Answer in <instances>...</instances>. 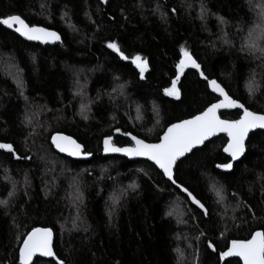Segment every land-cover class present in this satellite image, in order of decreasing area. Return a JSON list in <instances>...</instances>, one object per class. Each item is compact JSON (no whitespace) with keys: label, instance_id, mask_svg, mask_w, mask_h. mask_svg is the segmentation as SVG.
<instances>
[{"label":"trees","instance_id":"obj_1","mask_svg":"<svg viewBox=\"0 0 264 264\" xmlns=\"http://www.w3.org/2000/svg\"><path fill=\"white\" fill-rule=\"evenodd\" d=\"M259 4L0 0V16L19 14L61 34L46 45L0 24V63L14 70L0 66V143L13 145L0 150V201H6L0 204V264H21L23 238L36 227L54 231L58 260L33 264H242L222 261L219 253L231 240L264 231V131L249 136L247 153L231 172L217 168L230 161L225 136L177 164L176 183L207 215L149 161L103 156L102 141L120 129L158 142L169 125L218 100L200 72L189 69L179 73L180 96L165 93L182 49L209 80L264 114V56L245 47L248 33L264 26ZM113 41L128 60L108 47ZM258 43L264 46V39ZM137 54L147 60L143 77L131 60ZM241 113L221 116L234 120ZM56 133L74 137L92 159L60 155L52 143ZM114 138L119 146L131 144ZM174 207L182 209L180 218Z\"/></svg>","mask_w":264,"mask_h":264},{"label":"snow or ice","instance_id":"obj_2","mask_svg":"<svg viewBox=\"0 0 264 264\" xmlns=\"http://www.w3.org/2000/svg\"><path fill=\"white\" fill-rule=\"evenodd\" d=\"M203 11L205 10L202 8ZM221 20L223 21L222 17ZM0 24L8 28H13L15 32L20 33L29 40L47 41L50 39H60L56 32L35 24L30 25L19 14L0 16ZM257 27L260 28V32L256 37L252 36V32L249 33V49L251 51L258 50L264 56V46L258 43L259 40L264 39V26L257 25ZM108 47L119 53L124 60L129 59V56L121 51L120 46L116 42H109ZM182 51L184 58L176 66L178 74L172 80L171 86L164 89L168 96L177 98L180 96V90L177 88V82L180 78L179 73H182L185 67L189 65L197 70L201 68V65L186 50L182 49ZM131 60L140 70V76L143 77L147 69V60L143 59L139 54L132 56ZM200 75L204 77L213 91L218 92L223 99L210 104L204 111L192 116L190 119L180 120L178 123L171 124L157 143H148L144 139L132 136L134 144L128 147H117L112 142L113 138L107 136L103 141L104 152L125 153L128 156L147 157L163 171V175L173 184L177 182L174 179V166L177 164L178 159L186 153L191 152L194 146L203 144L207 138L217 132L227 133L229 137L224 151L230 153L233 160L241 156L245 152V138L249 130L257 127L264 128V114L250 111L243 104L239 103L238 100L233 99L215 79L209 80L203 71H200ZM234 107L243 109V115L239 119H221L217 115L218 109ZM116 131H119V129H116ZM52 141L60 151L68 152L72 156L91 155L90 152L83 150L84 146L82 144L70 136H63L57 133V135L52 137ZM0 149L12 151L13 145L11 143H0ZM218 167L230 169L232 168V164H221ZM183 190L196 204L204 208V205L187 188ZM4 203L6 201H0V204ZM209 247H212L211 243ZM36 253H41L49 257L55 255L52 248V229L36 227L23 238L19 248L21 264H29ZM231 256L240 257L243 260V264H264V231H256L251 235L250 239H234L231 241V247L227 251L219 253L221 259ZM59 264H65V262L60 260Z\"/></svg>","mask_w":264,"mask_h":264},{"label":"water","instance_id":"obj_3","mask_svg":"<svg viewBox=\"0 0 264 264\" xmlns=\"http://www.w3.org/2000/svg\"><path fill=\"white\" fill-rule=\"evenodd\" d=\"M102 4H106V2H105V0H99ZM8 28V27H7ZM9 30H11V31H13V32H15L14 31V29L13 28H8ZM50 29V28H49ZM51 31H54V32H56L58 35H59V37H60V39L59 40H52V39H50V40H47V41H36V40H33V41H36V42H40V43H43V44H46V45H48V44H51V45H54V44H56V43H58L60 40H61V34L58 32V31H56V30H54V29H50ZM16 34H18L19 36H21V37H24V36H22L20 33H17V32H15ZM24 38H26V37H24ZM183 58H184V56H183ZM182 58V59H183ZM194 59V58H193ZM185 69H189V70H195V71H198V72H200L201 71V68L199 69V70H197V69H195V68H193L191 65H189V66H187V67H185ZM217 81V80H216ZM218 82V81H217ZM219 83V82H218ZM222 86V85H221ZM208 87H209V89H210V91L213 93V94H215L217 97H218V100H220V99H223V97L222 96H220V94L218 93V92H215V91H213V89L208 85ZM223 87V86H222ZM225 91L227 92V90L225 89ZM228 93V92H227ZM229 94V93H228ZM218 100L216 101V102H218ZM216 102H214V103H216ZM239 103H241V102H239ZM242 104V103H241ZM234 110H240L242 113H241V116L243 115V109H241V108H239V107H234V108H228V109H218L217 110V115L218 116H220L221 117V119H224L222 116H221V113L222 112H230V111H234ZM250 110V109H249ZM251 111V110H250ZM198 115V114H197ZM187 119H190V118H187ZM185 120V119H184ZM176 123H178V122H176ZM174 124V123H173ZM170 126V125H169ZM168 126V127H169ZM167 127V128H168ZM167 128H166V130H165V132L167 131ZM257 131H264V128H259V127H257V128H254V129H250L249 130V132H248V135L246 136V138H245V152L241 155V156H239L238 158H236L235 160H233L232 159V157H231V154L230 153H227V152H225L224 151V149H223V151H224V153L227 155V156H229L230 157V161L228 162V163H231L232 164V168H230V169H224V168H221V167H218L217 166V168L219 169V170H221V171H223V172H231L232 170H233V168H234V165H235V163H237V162H239V161H241L242 160V158L246 155V153H247V142H248V139H249V136L252 134V133H255V132H257ZM164 132V133H165ZM164 133L162 134V136L164 135ZM60 134V133H59ZM115 135H122V131L121 130H119V131H115V133H114ZM55 135H57V133L56 134H54L53 136H55ZM61 135H63V136H69V135H67V134H61ZM124 136L125 137H127L130 141H131V143L132 144H134V141H132V136H136V135H133V134H131V133H127V134H124ZM161 136V137H162ZM220 136H225L226 138H227V143H228V139H229V137L227 136V133H224V132H217V133H215L214 135H212L211 137H209V138H207L205 141H204V143L203 144H200V145H196V146H194L193 147V149H192V151L191 152H189V153H186L183 157H180L179 159H178V161H177V164L181 161V160H183L186 156H189V155H191L192 154V152L193 151H195L196 149H199V148H202L206 143H208L209 141H211V140H213V139H215V138H217V137H220ZM70 137H72V136H70ZM113 139H112V142H113V140H114V136H111ZM136 137H138V136H136ZM138 138H140V137H138ZM72 139H74V140H76L74 137H72ZM105 139V138H104ZM104 139H103V141H104ZM140 139H142V138H140ZM77 141V140H76ZM103 141H102V153H103V156H121V157H124V158H126V159H128L129 161H133V162H135V161H142V160H145V161H149L150 163H152L153 165H155V163L153 162V161H151V160H149L147 157H138V156H128L127 154H125V153H114V152H104V150H103V148H104V144H103ZM78 142V141H77ZM147 142V141H146ZM159 142V141H158ZM52 143H53V141H52ZM79 143V142H78ZM148 143H157V142H148ZM227 143H226V145H225V147L227 146ZM81 144V143H80ZM131 144V145H132ZM53 145H54V147H55V150L60 154V155H64V156H66V157H69V158H71V159H73V160H82V161H87V160H91L92 159V155H90V156H84V155H80V156H72V155H70L68 152H62V151H60V149L59 148H57L56 147V145L53 143ZM131 145H128V146H131ZM117 147H119L118 145H116ZM128 146H124V147H128ZM224 147V148H225ZM0 150H7V149H0ZM177 164L174 166V177H175V168H176V166H177ZM226 164V163H225ZM221 165V164H220ZM155 167L160 171V172H162L163 173V171L161 170V169H159V167L158 166H156L155 165ZM165 178L167 179V180H169L166 176H165ZM175 179V178H174ZM170 181V180H169ZM171 182V181H170ZM175 186H177L187 197H188V199H189V201H190V203L192 204V205H194L196 208H198L199 210H201L202 212H204V214L205 215H207V209L205 208V206H204V208H201L198 204H196L192 199H191V197H189L188 196V194L186 193V192H184V188L185 187H183V186H181V185H179V184H174ZM190 192V191H189ZM198 200V199H197ZM201 202V201H200ZM202 204V203H201ZM39 228H43V227H39ZM51 229V228H50ZM258 231H262V230H258ZM256 232V231H255ZM254 232V233H255ZM253 233V234H254ZM251 238V237H250ZM249 238V239H250ZM232 241V240H231ZM231 241H230V243H229V246H228V248L229 247H231ZM54 244H55V233H54V231L52 230V248H53V251H54V253H55V255L54 256H51V257H49V256H44V255H42L41 253H36L33 257H32V260L29 262V264H33V262L37 259V258H45V259H50V260H58L57 259V256H56V252H55V248H54ZM227 248V249H228ZM227 251V250H226ZM234 258H237V259H239L240 261H241V263L243 264V260L240 258V257H237V256H231V257H224L223 259H222V261H225V260H230V259H234Z\"/></svg>","mask_w":264,"mask_h":264},{"label":"rangeland","instance_id":"obj_4","mask_svg":"<svg viewBox=\"0 0 264 264\" xmlns=\"http://www.w3.org/2000/svg\"><path fill=\"white\" fill-rule=\"evenodd\" d=\"M260 1V4L257 6L258 7V14H259V18H260V21L263 22L264 21V0H259ZM259 24V23H257ZM250 32H252V35L255 34V36H257L260 32V28L258 27H254ZM249 32V33H250ZM248 33V35H249ZM249 42H250V37L247 41H245V47L247 49H249ZM0 66L3 68L2 71H5L6 73H11L12 71H14L12 68H9V63H0ZM10 67H11V64H10ZM83 108V106H82ZM82 108H81V111H82ZM84 110H85V107H84ZM159 123V121H157V124ZM182 212V209L181 208H176L174 207L172 210H171V213L176 215L178 218H180V214Z\"/></svg>","mask_w":264,"mask_h":264},{"label":"bare ground","instance_id":"obj_5","mask_svg":"<svg viewBox=\"0 0 264 264\" xmlns=\"http://www.w3.org/2000/svg\"><path fill=\"white\" fill-rule=\"evenodd\" d=\"M11 31V30H10ZM13 32V31H12ZM15 33V32H14ZM16 34V33H15ZM18 35V34H17ZM19 36V35H18ZM21 37V36H20ZM22 38H24V37H22ZM25 39H27V38H25ZM27 40H29V39H27ZM30 41H33V40H30ZM36 42V41H35ZM40 43V42H39ZM43 44V43H42ZM49 45V44H48ZM208 83V82H207ZM209 88V87H208ZM210 90V89H209ZM215 95V94H214ZM216 96V95H215ZM218 98V97H217ZM216 102V101H215ZM200 114V113H199ZM191 118V117H190ZM120 130V129H119ZM115 133V132H114ZM60 134H63V133H60ZM125 134H127V133H125ZM132 134V133H131ZM114 137L115 136H117V135H113ZM120 136H124V133H122V135H120ZM125 137V136H124ZM125 138H127V137H125ZM128 139V138H127ZM227 139V138H226ZM129 140V139H128ZM114 141H115V138H114V140H113V143H114ZM131 142V141H130ZM227 143V142H226ZM115 144V143H114ZM132 144V143H131ZM130 144V145H131ZM115 145H117V144H115ZM119 146V145H118ZM125 146H128V145H125ZM119 147H124V146H119ZM223 153H224V151H223ZM103 154V153H102ZM225 154V153H224ZM226 155V154H225ZM227 156V155H226ZM107 157V156H106ZM121 157V156H120ZM187 157V156H186ZM185 157V158H186ZM227 157H229V156H227ZM230 158V157H229Z\"/></svg>","mask_w":264,"mask_h":264}]
</instances>
